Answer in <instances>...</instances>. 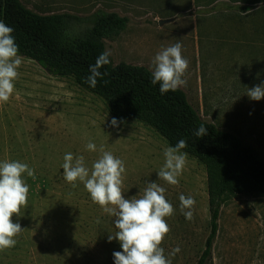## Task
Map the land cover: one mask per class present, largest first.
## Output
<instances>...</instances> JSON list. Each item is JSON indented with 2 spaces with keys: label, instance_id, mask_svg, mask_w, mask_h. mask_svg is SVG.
Returning a JSON list of instances; mask_svg holds the SVG:
<instances>
[{
  "label": "rangeland",
  "instance_id": "374dc122",
  "mask_svg": "<svg viewBox=\"0 0 264 264\" xmlns=\"http://www.w3.org/2000/svg\"><path fill=\"white\" fill-rule=\"evenodd\" d=\"M22 1L79 16L77 30L99 10L129 17L106 39L114 63L182 88L264 161V0ZM0 91V264H197L211 230L203 162L1 35ZM210 264H264V195L223 204Z\"/></svg>",
  "mask_w": 264,
  "mask_h": 264
},
{
  "label": "trees",
  "instance_id": "16d2710c",
  "mask_svg": "<svg viewBox=\"0 0 264 264\" xmlns=\"http://www.w3.org/2000/svg\"><path fill=\"white\" fill-rule=\"evenodd\" d=\"M80 20L69 13H38L22 0H0V35L12 53L52 75H74L108 101L115 119L147 122L173 148L204 163L211 230L197 264H210L223 204L233 195H264V161L236 134L205 120L182 88L145 65L114 63L106 39L124 30L129 17L99 10L88 18L90 26L77 30Z\"/></svg>",
  "mask_w": 264,
  "mask_h": 264
},
{
  "label": "water",
  "instance_id": "95a60500",
  "mask_svg": "<svg viewBox=\"0 0 264 264\" xmlns=\"http://www.w3.org/2000/svg\"><path fill=\"white\" fill-rule=\"evenodd\" d=\"M173 19H163V20H160V24H164V23H168L170 21H172ZM4 39V38H3ZM5 40V39H4Z\"/></svg>",
  "mask_w": 264,
  "mask_h": 264
},
{
  "label": "bare ground",
  "instance_id": "6f19581e",
  "mask_svg": "<svg viewBox=\"0 0 264 264\" xmlns=\"http://www.w3.org/2000/svg\"><path fill=\"white\" fill-rule=\"evenodd\" d=\"M4 89V88H3ZM1 92V91H0ZM2 93V92H1Z\"/></svg>",
  "mask_w": 264,
  "mask_h": 264
}]
</instances>
